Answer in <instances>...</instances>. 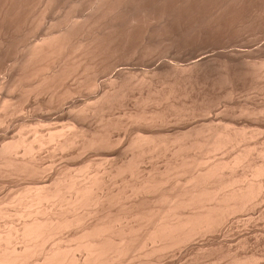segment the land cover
I'll return each mask as SVG.
<instances>
[{"label":"rangeland","instance_id":"obj_1","mask_svg":"<svg viewBox=\"0 0 264 264\" xmlns=\"http://www.w3.org/2000/svg\"><path fill=\"white\" fill-rule=\"evenodd\" d=\"M0 111V207L10 213L1 214L0 232L32 217L19 215V194L37 181L51 183L67 170L68 176L85 181L89 175H103L106 190L117 196L123 192L118 202L112 201L115 207L141 198L142 192H132V184L150 173L173 176L162 185L165 190L174 189L175 183L184 189L190 176L221 160L232 163L223 164L227 168L222 174L240 178L233 189L249 183L257 189L264 184V172L256 175L255 169V164L258 169L264 165V0H0ZM218 130L238 138L211 151L210 139ZM49 133L56 138L49 139ZM145 135L164 142L140 153L138 140L144 142ZM44 136L46 143H40L38 137ZM67 136L76 141L59 148L57 142ZM92 136L99 142L111 137L110 151L103 141V146L85 145ZM19 137L35 144L29 152L22 146L7 148ZM192 141V149L183 147ZM238 156H243L240 163L235 161ZM182 161L189 164L182 167ZM24 162L30 169L45 170L41 168L39 177L14 172V165ZM259 194L246 209L232 214L218 235H199L193 246L184 244L169 251L174 254L145 264H241L249 257L254 262L248 264H264V191ZM164 202L162 209L169 205ZM57 204L44 203V213L59 211ZM64 234L51 238L47 246L61 242ZM130 259L122 263L133 264Z\"/></svg>","mask_w":264,"mask_h":264},{"label":"bare ground","instance_id":"obj_2","mask_svg":"<svg viewBox=\"0 0 264 264\" xmlns=\"http://www.w3.org/2000/svg\"><path fill=\"white\" fill-rule=\"evenodd\" d=\"M115 80L118 81V79H115ZM122 81H123V79H122ZM122 81H120V82H122ZM112 82H114V80ZM144 82H146V80ZM114 84H115V82H114ZM117 85H118V83H117ZM7 103H8V101H7ZM63 114L65 116L64 112H63ZM63 114L58 115V116L62 117ZM55 117H56V115H55ZM59 117H58V119H62ZM143 118L144 117L142 116L140 119H143ZM133 122H134V120H133ZM214 134H215V136H213L212 139H210L211 141H213V145L210 149L211 151L215 150V149L217 150L218 148L225 145L227 142L229 143V141L231 142L232 140H235L238 138L237 137L238 134L235 135V133L234 134L230 133V131H227V130H225V131L220 130V132L218 130V131H215ZM50 135H51L50 137L47 136L49 139H52L53 137L56 138V136H54L55 134H50ZM71 137L68 138V136H67V138L63 139L64 141L63 140L61 142L58 141L57 144L58 143L60 144V146H58V147L63 148L65 146L67 147L68 145L72 144V142L74 141L75 138H71ZM144 137H143L144 139L142 138L143 141L145 140L144 142H142L141 139L138 140L139 144L137 143L138 141L135 142L139 145L138 146L139 149L141 146L140 153L142 151L144 152V151H149V150L158 148V145H161L162 142H164V140H162V139L160 140L161 137H158L155 135H150L147 137L145 135ZM38 138L37 139L39 140L40 143H42L43 141L45 142L47 139V138H45V136H44V138H42V137H38ZM110 138H107V139L105 138V140L103 138L101 139L103 141V144L108 147V149H107L108 151H110L109 148L112 146L111 144L113 143V140L111 141ZM97 139H98V141H97ZM88 140H86L84 142V144L85 145L88 144L87 146H90L92 144H96V142H99L100 139L98 137L92 136ZM174 140H177V139H174ZM210 140H209V143H211ZM75 141H76V139H75ZM102 141H100V142L102 143ZM140 141L142 143H145L144 144L145 146H142V143L140 144ZM159 141L161 144L159 143ZM178 141H180V138ZM185 141H187V140H185ZM34 142H37V141L35 140ZM50 142H51V140H50ZM100 142L97 144H101ZM192 142H191V144H185L183 147L192 149L196 145V143H194L195 141L193 142L194 144H192ZM197 142H198V139H197ZM84 144H83V146H84ZM182 144H180V146ZM8 145H9V146H7L8 149L10 148L12 150L13 147L16 148L18 146H22L23 148H25L24 149L25 151L28 150V152H29L30 149H32V147L35 144H33L31 141H26L25 138L19 137L18 140H15L14 142H12L11 144H8ZM108 145H110V147ZM198 145H199V143H198ZM5 146H4V148H5ZM87 146H85V147H87ZM183 147H181V148L183 149ZM5 150L7 151L6 148H5ZM251 150H252V148H251ZM0 151L2 152L1 149H0ZM111 151H112V153H111V155H112L114 152H113V150H111ZM9 152H10V150H9ZM188 152H190V151H188ZM113 155H115V154H113ZM245 156H246V154H245ZM242 157L240 156L239 158H236L235 161L239 162L240 160H243ZM187 159H188V157H187ZM223 160H225V159H223ZM185 161H182V163L180 164L182 167H184L183 165H185L184 164V163H186ZM221 161H218V162L215 161V163L212 162L213 165H211L208 169H206L204 173H201V172L197 173V174L195 173L196 175L190 176V177H192V178H190L191 180L190 181L188 180L186 182H190V185L192 184L191 187H189L190 185L188 183L189 186L187 185L186 187L187 188L189 187V188L188 189H186V187L185 188L183 187L184 189L179 188L180 190L182 189L181 191L178 188H176V187H178V185L176 186V183H175L176 189L174 187H171L174 189H169V190H165L166 188L165 189L163 188L164 182H165V185H166V183H168V181H166L167 177L172 178L173 176L172 177H169V176L162 177L160 175L150 173L149 175H151V174L152 175L151 176L148 175L149 177L145 176L146 178L144 177V179L141 180L142 182L140 181V182H137V184L136 183L132 184V190H133L132 192H134L135 194L139 192L138 195H140V196H141L140 193L142 192V197L145 195L144 193L147 192L146 194L149 197L145 196L144 198L141 197V198H138L136 200V198H135L136 196H135L134 201H131L132 203L130 205H127L126 207H123V204L121 201L120 204L117 203L118 207L117 206L116 207L120 208L118 210L115 207L116 204L112 201L118 202V200L120 199V197L118 199V196H119V194H122L123 192L117 193L118 194V196H117V195H114L115 192L113 193L112 190H110L111 192L106 190L105 189L106 185L103 184V180L101 178L103 176L102 174H101L102 175L101 177H100V174H99V176H97V175L93 176L91 174L93 176V177L91 176L92 178H90V175L88 174L89 179L86 178L87 181H85V179L81 178L85 182L82 180H78L77 179L78 177L76 176L77 177L76 178L75 175L73 176L70 174L71 176H68L66 174V172L68 170L65 171V175L62 174V176L59 175L57 177L51 178V175H49V178H51V183H48L50 181L49 180L48 182L46 181L48 183L47 185H45L46 182H44V184L42 183L43 185H41V184L37 185V182H38L37 181L36 186L32 185V188H29L27 191L23 192V194H21V196L19 194V198H18V194H17L18 199H16V202L20 204V207L22 206L21 211L19 212V215L21 213V215H28V216H32V217H29L28 220L25 218L26 221H24L23 224H21L18 227H14L10 231L4 232V230H3L2 232H0V264H112V263L121 264L122 262H125L127 259L129 260L130 258L132 260L134 259L133 264H135V263L136 264L137 263L142 264V262L145 264L151 260L153 261L154 259H156V260H158V258L160 259L162 256H164L165 253L170 254L171 252H169V251H171V250L174 251L175 248L181 247L182 245L184 246V244H187V247H188V243L191 244V242H192V244H194L195 242L193 243V240L196 237H200L199 235L204 236V234L209 233L208 235H210L212 237V236H214V233L217 234L216 231L221 232L220 230L223 229V226H225V223L228 221V219L231 218L230 216H232V214L236 215L238 213V211L245 208L244 206L247 205L246 203H248L250 200L256 199V198H254L255 196H258L256 194H259V192L263 193V191H264L263 190L264 184L258 185L257 189H256L255 188L256 185L253 186L252 183L246 184V182H245V184H246L245 186H240L241 188L237 189V187H236V189H233V188H235L233 184L236 182H239L238 180H240V178H238V180H237L234 177L235 175H233V176L231 175L232 177H230V176L228 177V176L222 174V173H224L223 169H226L227 166H229V164H232V163H229V162L226 163L224 161L222 163ZM10 162H12V160ZM13 162L16 163L17 161H13ZM196 162H195V164H196ZM198 162H201V161L199 160ZM236 162L234 165H236L238 163V162L237 163ZM7 163H6V165H7ZM18 163L14 165V168L12 167L13 165L10 166L13 169H15L14 172H16L18 169V171L24 172V174L27 173L30 176L37 174L36 176H38V174H42V171L45 170L42 167L41 168L43 170L40 167L30 169L28 164L26 165L25 162L22 164H19V165H18ZM188 164H186V165H188ZM223 164H225L227 166L224 165L225 166L224 167ZM37 166H38V164H37ZM82 166H83V164H82ZM251 166L254 169V165L251 164ZM251 166H250V168H252ZM255 166L258 167V165H256V164H255ZM31 167H34V166H31ZM115 167L118 168V166H115ZM125 167L126 166L121 167L123 169V171L128 168L127 167L125 169ZM173 167H174V165H173ZM182 167H179V168L181 169ZM200 167H202V166L200 165ZM256 167H255V169H257L256 170L257 173L254 170L256 175L260 174L261 172L262 173L264 172V168H263L264 165H263V167L261 166L259 169ZM221 169L223 172L221 171ZM70 170H72V169H70ZM83 170L84 169H82V173H83ZM110 170H112V169H110ZM119 170L120 169H118L117 172H119ZM191 171H190V173H192ZM70 172L72 173V171H70ZM115 172L113 171V173H115ZM166 173H167V171L163 175H165ZM75 174L79 175L77 172ZM188 175H187V177H188ZM248 175H249V173H248ZM53 176H55V175H53ZM86 176H84V177H86ZM242 177L245 178L244 175H242ZM49 178H45V179L48 180ZM213 179H215V180H213ZM37 180H39V179H37ZM104 180H105V178H104ZM104 182L106 183V181H104ZM177 184H179V182ZM181 184H183V183H181ZM239 184H240V182H239ZM182 186H184V185H182ZM232 186H233V188H232ZM28 187H30V186H28ZM159 187H162V189H164V191H163L160 188L163 191L162 193L159 192V191H161L158 189ZM155 188H157L158 190L156 189V191H154ZM254 188L257 192L254 190ZM123 189H125V187ZM151 191L154 194H152ZM157 191L159 192V194ZM132 192H130V193H132ZM148 192H150L151 195H153V196H156L158 194L159 197H153V196L150 197ZM155 192H157V193L155 194ZM259 195H261V194H259ZM115 196H117L116 197L117 200L115 199ZM123 196H124V194H123ZM140 196H138V197H140ZM15 197L16 196H14L13 198H15ZM121 199H122V197H121ZM54 200H57V201L54 202ZM159 200H161L163 204ZM164 200L168 201L167 204H169V205L166 206L167 208L165 207L164 209H162V207H164L166 205V204L164 205V203H165ZM57 202L60 205L58 207V209L61 208V209H59V211L53 210V211H55L53 213L51 211L44 213L45 212L44 209L46 210V208H47V207L44 209L42 208L43 207L42 205L44 203H47V204L51 203L53 205L55 203L54 207L55 206L57 207L58 206ZM157 202H159L160 204H158ZM110 204H113V205L115 204V205L113 206ZM161 204H162V206H161ZM88 205L92 206L93 208L97 205L94 208L96 210H93V208L89 207ZM109 205L111 206V208ZM119 205H121V206L119 207ZM112 206L114 207V209ZM168 207H169V210H167V213H166L165 209H168ZM89 208H91L92 210L91 209H90L91 211L86 210ZM19 210H20V208H19ZM5 211H7V209L5 210L3 207H0V216H2L1 214L8 212V211L7 212H5ZM41 212H42V214H45L44 216L42 215L43 217L41 216ZM50 212L52 214H50ZM80 212H82L84 214L82 215ZM85 212H87V213H85ZM47 213L50 215H47ZM78 213H80L81 216ZM234 213H236V214H234ZM3 216H5V214ZM28 216H26V217H28ZM232 224H233V222H232ZM75 226H77V227H75ZM73 227H75L76 230ZM69 229H72V231ZM67 230H68V232H66L67 234L62 233V232H65ZM210 232L211 233L214 232L213 235H211ZM58 233L61 234L60 236H62V234L65 235L63 240L61 238V242L55 241L56 243H52V245L47 246V244L51 240V238L53 239L56 235L58 236L59 235ZM217 235H215V236H217ZM226 238H228V237H226ZM213 240H215V239H213ZM192 244H191V246H193ZM196 245H195V247H197ZM194 248H193V250H194ZM137 249H139L140 251L138 250L139 251L138 252ZM141 250H142V252H141ZM167 254H166V257H168ZM171 254H174V252ZM234 258L235 257H233V259ZM238 258L236 257L234 259V261ZM250 258H252L253 261ZM131 259H130V261H132ZM144 260H146V261H144ZM239 260H241V259H238L236 262H238ZM244 260L242 258L241 264L247 263V262L243 263ZM130 261H128V262L130 263ZM246 261H247V257H246ZM250 261H251V263L254 262V258L249 257L248 263H250ZM160 262H161V260H160ZM232 262L233 261H231V263H229V264L234 263V262L233 263ZM152 263L153 262H151L150 264H152ZM177 264H178V261H177ZM234 264H236V263H234Z\"/></svg>","mask_w":264,"mask_h":264}]
</instances>
